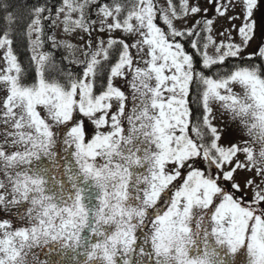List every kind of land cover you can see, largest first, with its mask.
<instances>
[{
	"label": "snow or ice",
	"instance_id": "1",
	"mask_svg": "<svg viewBox=\"0 0 264 264\" xmlns=\"http://www.w3.org/2000/svg\"><path fill=\"white\" fill-rule=\"evenodd\" d=\"M14 7L0 264H264V41L251 46L264 0Z\"/></svg>",
	"mask_w": 264,
	"mask_h": 264
},
{
	"label": "rangeland",
	"instance_id": "2",
	"mask_svg": "<svg viewBox=\"0 0 264 264\" xmlns=\"http://www.w3.org/2000/svg\"><path fill=\"white\" fill-rule=\"evenodd\" d=\"M160 3L163 5L165 3V0H160ZM239 12V9H236L235 12H230L229 15H235ZM253 19L256 21V36L254 40L251 42V46L255 47L258 43H261L264 41V7H261L260 9L256 10L254 13ZM236 24H239L240 21H235ZM228 22L227 20L221 18L217 21L216 29L220 30L223 27H227ZM235 35V33H233ZM219 128L222 129L223 135H222V142L227 144L230 138V133L234 132L235 129L232 127L231 121L228 120L227 117H219L216 121Z\"/></svg>",
	"mask_w": 264,
	"mask_h": 264
},
{
	"label": "trees",
	"instance_id": "3",
	"mask_svg": "<svg viewBox=\"0 0 264 264\" xmlns=\"http://www.w3.org/2000/svg\"><path fill=\"white\" fill-rule=\"evenodd\" d=\"M5 2L13 4L15 6L14 8H10L9 9L10 11H16L17 13H23L25 11L24 6L26 4L34 3L35 0H0V27L4 25L3 17L5 13L2 11V6ZM24 45H25V40H24L23 34L17 33V40H16L15 47L17 51L24 53V55L21 58L24 59L26 62L27 53L25 51Z\"/></svg>",
	"mask_w": 264,
	"mask_h": 264
}]
</instances>
